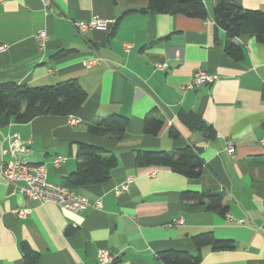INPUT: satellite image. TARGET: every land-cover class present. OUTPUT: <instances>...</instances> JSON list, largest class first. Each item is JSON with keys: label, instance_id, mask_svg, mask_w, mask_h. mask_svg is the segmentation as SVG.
I'll list each match as a JSON object with an SVG mask.
<instances>
[{"label": "crops", "instance_id": "1", "mask_svg": "<svg viewBox=\"0 0 264 264\" xmlns=\"http://www.w3.org/2000/svg\"><path fill=\"white\" fill-rule=\"evenodd\" d=\"M203 1L206 20L152 15L140 0H51L48 14L41 0L0 2V46L7 48L0 53V84L36 88L73 80L87 93L70 116L0 127V164L8 134L31 141L29 160L45 164L55 185L77 172L82 144L113 153L119 162L108 182L77 189L92 205L101 202L79 214L28 200L23 183L0 174V264H27L25 248L40 256L39 264H99L100 250L114 257L112 264H163L159 254L165 251L200 252V264H264V47L244 36L232 40L243 59L228 56L229 38L214 22L218 0ZM228 1L264 12V0ZM93 17L113 24L86 33L74 25ZM41 30L48 34L43 47L36 39ZM124 45L133 48L126 53ZM93 57L104 61L87 69L83 61ZM199 71L218 79L183 90ZM151 114L163 120L156 136L144 132ZM112 116L129 119L120 141L89 133ZM171 130L179 139L171 138ZM185 147L201 154L198 179L137 167L140 152ZM56 157L64 159L58 167ZM127 182L128 192L118 196L116 189ZM187 191L222 193L226 214L182 202ZM21 209L31 211L26 219L18 218ZM207 232L231 241L232 250L199 251L192 239Z\"/></svg>", "mask_w": 264, "mask_h": 264}, {"label": "trees", "instance_id": "2", "mask_svg": "<svg viewBox=\"0 0 264 264\" xmlns=\"http://www.w3.org/2000/svg\"><path fill=\"white\" fill-rule=\"evenodd\" d=\"M116 1V0H115ZM148 2L147 12L152 15H181L206 20L207 6L203 0H140ZM214 22L223 30L229 40L225 53L234 60H242L244 51L232 43V40L244 36L254 37L264 47V12L246 10L238 3L218 0L214 8ZM87 101V93L77 81H66L49 87H18L15 84H0V127L11 123L27 124L36 118L70 116L75 114ZM129 126V119L112 116L88 128L90 134L102 138L120 141ZM264 130V124H263ZM163 128V120L150 115L145 120L144 132L156 136ZM172 139H179L176 130H171ZM77 158V172L70 174L63 185L77 191L82 187L104 184L111 179L112 172L119 162L115 154L88 144H82ZM139 168H166L187 179H198L203 174L204 162L199 151L190 147L174 151L140 152L136 159ZM182 202L202 206L209 212L226 214L222 193L183 192ZM193 243L200 251L204 247L214 250H232L231 241L217 240L213 233L207 232L195 236ZM25 250L27 264H39L40 256ZM163 264H200L202 255H193L183 251H165L159 254Z\"/></svg>", "mask_w": 264, "mask_h": 264}, {"label": "built area", "instance_id": "3", "mask_svg": "<svg viewBox=\"0 0 264 264\" xmlns=\"http://www.w3.org/2000/svg\"><path fill=\"white\" fill-rule=\"evenodd\" d=\"M0 2L3 3L4 0H0ZM41 2L47 14L50 13L52 11L51 0H41ZM112 24V22L105 21L99 17H93L87 21L74 22L75 27L81 33H86L91 30L106 31ZM36 39L41 47L45 46L48 40L47 32L45 30L39 31ZM132 48V45H124V50L126 53L130 52ZM6 50L7 48L5 46H0V53L5 52ZM102 61H104V59L93 57L84 60L83 65L87 69H91ZM156 69L165 70L167 69V65L157 64ZM217 79L218 77L215 75H210L204 71H199L196 73L194 78L183 87V90L190 91L203 85H211L214 84ZM71 123L75 124L76 121L71 120ZM218 137L222 138L220 135H218ZM5 142L7 143V146L2 150L1 153L2 159L0 164V174L9 183H23L24 187L22 188V192L28 200L39 203L40 205L53 203L67 211L78 214L85 212L91 207L96 209L101 207V202H97L92 205L86 197L80 195L76 191L70 190L65 186L50 183L48 181V170L46 165L34 164L28 158L31 145L30 140H23L18 134H8ZM226 145L228 147V152L233 154L235 151L233 143L227 139ZM63 161V158L56 157L54 159V165L58 167ZM150 175L153 177L156 176V173L154 172ZM128 190L129 182L116 189V194L120 196L124 192H128ZM30 213L31 211L29 209H21L16 211V214L20 219H26ZM227 217L231 221L240 225L244 224L243 219L237 220L231 215H228ZM181 222L182 221H178V223ZM114 261V257L107 250H100L98 252L99 264H112Z\"/></svg>", "mask_w": 264, "mask_h": 264}]
</instances>
